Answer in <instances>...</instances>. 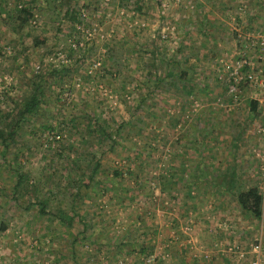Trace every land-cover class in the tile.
I'll use <instances>...</instances> for the list:
<instances>
[{
  "label": "rangeland",
  "instance_id": "obj_1",
  "mask_svg": "<svg viewBox=\"0 0 264 264\" xmlns=\"http://www.w3.org/2000/svg\"><path fill=\"white\" fill-rule=\"evenodd\" d=\"M253 33L264 0H0V120L45 94L0 142V264H264V59L223 70Z\"/></svg>",
  "mask_w": 264,
  "mask_h": 264
},
{
  "label": "trees",
  "instance_id": "obj_2",
  "mask_svg": "<svg viewBox=\"0 0 264 264\" xmlns=\"http://www.w3.org/2000/svg\"><path fill=\"white\" fill-rule=\"evenodd\" d=\"M20 1L29 6L33 3V0ZM64 7H67L65 11L63 10ZM60 9H62V11L64 12V18H66L67 20L72 22L77 20V12L71 6V3L67 2L61 4ZM22 12L31 14L29 9H23ZM45 44L46 39H43L41 43H38V46ZM186 79L187 74H182L178 79L174 80H176L177 82H184L186 81ZM42 88L43 87L40 85L34 88L33 91L28 93V95L23 97V99L18 102L15 108L5 116V119L3 121L2 119L0 120V142L5 147V149H11V146H13V142L15 141L16 137H18V135L20 134V130L23 125H26L30 120H33L40 115L45 98V94L42 92ZM94 159L95 158L92 157V160H90L91 162L89 161L90 164L87 165L86 168L87 173L89 175V185L95 181L96 176L101 167V164L98 163V161H95L96 159ZM11 168H13L17 175V182L15 185L16 197H18L20 194L22 195V197H31V195L34 196L37 191L36 188L30 186L29 182L25 179V175L19 172V170L16 169V166H11ZM233 184L234 181L230 180L229 189L232 188ZM81 187H83V185L80 187L77 186L78 189ZM251 198L254 200V206L248 207ZM239 201L243 206H246L248 209H250L255 215V217L261 219L263 199L258 189H253L249 193H241L239 196ZM34 204L36 206H42L40 211L42 214H46L47 205L45 203H43L42 201H36ZM6 230V226L1 223L0 233H4Z\"/></svg>",
  "mask_w": 264,
  "mask_h": 264
},
{
  "label": "built area",
  "instance_id": "obj_3",
  "mask_svg": "<svg viewBox=\"0 0 264 264\" xmlns=\"http://www.w3.org/2000/svg\"><path fill=\"white\" fill-rule=\"evenodd\" d=\"M239 15H242L244 10L239 9ZM258 34V35H257ZM246 34L240 35V42L243 43L241 51L237 53V59L231 63H226L223 70L229 75V79L235 80L237 83L244 81L245 83L258 84L260 80L255 74L257 69V63L253 61L251 53H255L258 59H264V35L263 34ZM261 85L264 83L260 80ZM230 92H235V87L232 86ZM259 246L255 247V251L258 252Z\"/></svg>",
  "mask_w": 264,
  "mask_h": 264
},
{
  "label": "crops",
  "instance_id": "obj_4",
  "mask_svg": "<svg viewBox=\"0 0 264 264\" xmlns=\"http://www.w3.org/2000/svg\"><path fill=\"white\" fill-rule=\"evenodd\" d=\"M253 18H255V19H257L258 18V15L257 14H254V17ZM255 24V23H254ZM257 24V23H256Z\"/></svg>",
  "mask_w": 264,
  "mask_h": 264
}]
</instances>
